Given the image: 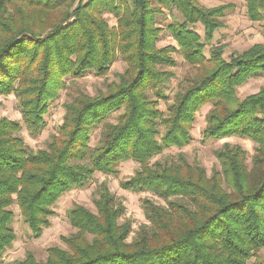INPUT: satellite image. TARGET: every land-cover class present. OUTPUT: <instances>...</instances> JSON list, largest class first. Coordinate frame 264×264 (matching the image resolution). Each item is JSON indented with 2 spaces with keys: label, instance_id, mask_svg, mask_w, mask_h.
<instances>
[{
  "label": "trees",
  "instance_id": "trees-1",
  "mask_svg": "<svg viewBox=\"0 0 264 264\" xmlns=\"http://www.w3.org/2000/svg\"><path fill=\"white\" fill-rule=\"evenodd\" d=\"M245 2L248 17L263 21L264 36V0ZM231 7L199 0H0V95L17 98L31 134L45 126L67 78L104 76L119 57L126 64L105 90L69 94L63 122L44 148L25 142L20 121L0 117V263L17 239L12 205L40 237L65 192L91 183L97 172L116 175L129 160L139 166L122 188L151 191L162 201L144 199L145 223L134 232L133 222L122 220L125 205L103 181L95 212L81 204L68 210L75 232L62 236L65 247H49L45 263L28 251L17 264H247L264 248V85L245 98L238 94L264 75V39L228 59L224 46L205 53ZM164 9L181 15L167 26L177 46L157 45L163 28L156 15ZM176 52L196 73L169 97L174 73L166 67L175 65ZM207 104L204 139L252 140L251 164L246 150L229 142L215 151L219 167L210 174L184 152L152 162L191 143L197 112Z\"/></svg>",
  "mask_w": 264,
  "mask_h": 264
},
{
  "label": "rangeland",
  "instance_id": "rangeland-1",
  "mask_svg": "<svg viewBox=\"0 0 264 264\" xmlns=\"http://www.w3.org/2000/svg\"><path fill=\"white\" fill-rule=\"evenodd\" d=\"M206 7H214L222 4H233L226 12L223 22L224 26L215 32L211 42L206 43L205 53L210 55V50L216 46H224V57L229 56L234 52H242L253 44L262 42L263 36V21H252L247 15V7L245 0H199ZM111 26L117 24V18L114 14L106 12L104 14ZM181 15L176 9H164L163 13L156 15V21L163 28L157 45L167 46L176 45L177 42L167 30V26L175 19H180ZM196 30L204 37V27L200 23L195 25ZM176 63L172 67H166L174 73L173 78L169 81L166 88V95L173 96L178 83L188 75L195 74V69L187 63L180 52L174 53ZM126 64L119 57L110 67L109 72L104 76H99L94 72H87L80 78H67V87L60 90L55 99L50 102L48 112L45 115V126L36 134H31L22 121V115L18 105L17 98L13 95H0V117L6 116L12 120H18L23 125L20 134L25 142L32 148H44L51 138L52 134L56 133L63 122L65 113L63 103L69 99L70 93H75L81 88L91 94H96L99 90H105L106 84L118 79V74L125 70ZM264 85V75L250 78L246 83L238 88V94L241 98L259 91ZM211 105H204L198 112L196 121L191 130L192 141L189 145L183 148L170 147L155 158L162 160L176 159L180 152H184L190 162H198L205 166L210 174L214 167H219V161L215 151L223 146L225 142L241 145L247 152V162L251 164V158L255 152V143L245 137L230 136L222 139H204L203 130L206 125L205 117ZM160 108L166 110L164 100L160 102ZM98 132L92 135V145L96 142ZM138 163L132 160L121 162L118 165V173L105 174L97 172L94 180L84 187H74L65 192L54 205V214L50 217L51 224L46 227L40 237H36L33 231L26 224L19 212L17 205H12L14 210V219L12 222L13 228L17 233V239L12 246L6 249L3 254L0 264H17V261L24 258L28 251L35 254L36 258L45 263L47 259V249L51 246L65 247L62 241V236L69 235L75 232L68 216V210L75 204H81L96 211L95 198L96 187L103 181H107L111 191L116 196L117 200L122 201L125 205V213L122 220L129 219L133 222L134 232L138 227L146 222L143 210V201L146 197L152 198L158 202L159 200L151 191L133 192L122 188L121 181L129 178L135 173L138 168ZM133 233L128 240L132 239ZM257 260L264 263V248L260 250L256 256L252 257L247 264H255Z\"/></svg>",
  "mask_w": 264,
  "mask_h": 264
}]
</instances>
